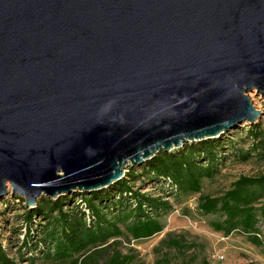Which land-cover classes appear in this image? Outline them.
I'll list each match as a JSON object with an SVG mask.
<instances>
[{
  "label": "water",
  "instance_id": "obj_1",
  "mask_svg": "<svg viewBox=\"0 0 264 264\" xmlns=\"http://www.w3.org/2000/svg\"><path fill=\"white\" fill-rule=\"evenodd\" d=\"M252 91L264 0H0V199L113 185L255 123Z\"/></svg>",
  "mask_w": 264,
  "mask_h": 264
},
{
  "label": "trees",
  "instance_id": "obj_2",
  "mask_svg": "<svg viewBox=\"0 0 264 264\" xmlns=\"http://www.w3.org/2000/svg\"><path fill=\"white\" fill-rule=\"evenodd\" d=\"M248 134L253 141L257 140L256 144L253 142L254 146L264 147V130L260 129L258 123H253ZM219 143L216 138H209L201 140L198 145L189 144L175 152L161 151L146 161V168L143 170L152 178L165 184L169 183L171 192L176 197L197 194L198 208L202 212L208 214L222 211L226 219L222 223H214L217 230L230 233L236 228H241L244 232L253 233L251 240L254 243L262 244L256 233V203L262 197L260 190L264 189V173L256 177H240L221 197L202 192L204 178L212 177L218 172ZM126 176L128 178L115 182L108 191H91L88 196L80 194L76 199L82 201V209L79 201H76L70 209L65 210L63 204L68 206L69 202H72L68 195L55 199L49 206L37 205L30 209L24 206L28 231L22 242V249L30 253L33 249L31 246L40 244H32L31 226L36 216L47 220L42 239L47 248L39 249L42 257H54L62 261L72 258L74 264H79L80 255L91 259L93 254L102 251L98 250V247L122 236L124 230L133 239H144L162 232L165 225L160 217L172 208L171 202L163 195L154 196L152 193L135 189L131 182L137 175L126 173ZM22 201L25 202V199ZM261 210L264 216V202ZM170 241L174 246L180 245L179 240ZM92 249L97 251L87 254ZM37 258H41L39 254L31 253L28 260L35 262ZM87 259L81 263L85 264ZM159 261L161 264H171L165 256ZM0 264H19L9 255L1 241ZM108 264H136V261L135 257L117 251L111 256ZM204 264L209 263L205 260Z\"/></svg>",
  "mask_w": 264,
  "mask_h": 264
},
{
  "label": "rangeland",
  "instance_id": "obj_3",
  "mask_svg": "<svg viewBox=\"0 0 264 264\" xmlns=\"http://www.w3.org/2000/svg\"><path fill=\"white\" fill-rule=\"evenodd\" d=\"M249 95L255 107L262 111V116L255 123H258L260 129L264 130V98L255 94V91L250 92ZM252 125L244 122L222 134L221 138H216L220 142L217 149L218 172L212 177L204 178L203 193L221 197L233 187L234 182L240 177H256L264 173V147L253 145V142L256 144L257 140L253 141L248 134ZM199 143L200 141L188 142L169 152L181 150L189 144L198 145ZM146 161L142 165H129L126 173L137 175L131 182L135 189L138 188L143 193H152L154 196L163 195L171 202L172 208L160 217L165 225L163 231L148 238L133 239L124 230L122 236L98 247V250L102 251L93 254L91 259L80 255L79 264H82V260L85 259H87L85 264H108L111 256L117 251L123 255L135 257L136 264H161L158 260L163 256L167 257L171 264H204L205 260L209 264H264V216L261 210L264 202V189L260 190L262 197L256 203L258 219L256 225L258 232L256 233L262 244H256L251 240L253 233L244 232L241 228H236L230 233L217 230L214 223H222L226 219L222 211L208 214L202 212L198 208L197 194L174 196L169 183L158 181L143 170L146 168ZM126 173L123 178H128ZM111 186L99 189V192L108 191ZM90 193L91 191L83 194L88 196ZM68 196L71 197L72 202H69L68 206L63 204L65 210L70 209L76 201H79L80 209H82V201L79 198L76 199L79 195L69 194ZM22 199L24 198L13 195L11 192L0 199V241L9 251V255L19 264H74L72 258L62 261L54 257H42L39 249L47 248L42 242L47 220L40 216L35 217L31 226L32 244H40L31 246L33 249L30 253L22 249V242L28 231L23 207L30 209ZM50 202L52 201L39 199L36 206H49ZM55 213L53 214L56 215ZM170 239L179 240L180 245L174 246ZM94 250L92 249L87 254L97 251ZM31 253L39 254L41 258H37L35 262L30 261L28 259ZM222 256L224 257L220 258Z\"/></svg>",
  "mask_w": 264,
  "mask_h": 264
},
{
  "label": "built area",
  "instance_id": "obj_4",
  "mask_svg": "<svg viewBox=\"0 0 264 264\" xmlns=\"http://www.w3.org/2000/svg\"><path fill=\"white\" fill-rule=\"evenodd\" d=\"M224 256L220 257V258H223Z\"/></svg>",
  "mask_w": 264,
  "mask_h": 264
}]
</instances>
